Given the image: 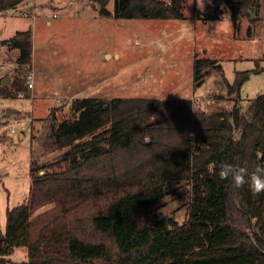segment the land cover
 I'll use <instances>...</instances> for the list:
<instances>
[{"label": "trees", "instance_id": "1", "mask_svg": "<svg viewBox=\"0 0 264 264\" xmlns=\"http://www.w3.org/2000/svg\"><path fill=\"white\" fill-rule=\"evenodd\" d=\"M24 1L0 0V12ZM184 1L93 4L102 18L184 20ZM212 3L211 12L195 18L220 21L229 11L237 25L243 18L256 22L264 11V0ZM1 44L18 55L15 82L11 89L0 83V91L27 93L32 30ZM193 68L196 88L213 73L222 77L236 96L232 109H200L192 99L72 102V116L49 135L64 152L55 162L33 163L29 202L7 211L5 231L0 225V264L21 247L28 264H264V193L254 195L247 184L237 189L219 175L221 164L249 174L264 165V94L247 107L238 103L244 83L261 70L236 72L231 83L218 60L196 57ZM172 187L187 196L189 220L182 224L154 210ZM100 202L86 221L81 211ZM49 203L53 210L31 218Z\"/></svg>", "mask_w": 264, "mask_h": 264}, {"label": "rangeland", "instance_id": "2", "mask_svg": "<svg viewBox=\"0 0 264 264\" xmlns=\"http://www.w3.org/2000/svg\"><path fill=\"white\" fill-rule=\"evenodd\" d=\"M108 8L113 9V2ZM212 8V0H185L184 20H118L100 17L93 0H26L16 9L1 13V86L12 88L18 55L17 50H9L1 41L28 29L33 32L34 51L32 70L27 76H33L36 86L27 93L11 96L0 91V225L3 231L7 211L30 200L33 163L55 162L64 152L53 147L49 135L52 126L72 116L71 105L75 99H192L200 109L233 108L235 95L224 97L220 90L215 92L213 86L206 90L193 86L195 57H212L222 51L218 61L231 82L236 72L256 68L248 46L237 52L239 43L231 38L235 32L231 12L227 11L220 21L198 19L195 25V14L209 13ZM260 17L264 20L263 10ZM263 20L258 23H264ZM157 40L165 43L166 52L161 53L156 47ZM256 49L258 54V47ZM230 54L242 55L248 61L233 63ZM260 57L263 58V54ZM260 64L264 67V61ZM126 66L128 72L120 78L119 70ZM262 71L252 75L242 86V100L238 103L244 107L250 99L264 94V69ZM5 78L9 82L4 85ZM95 83H98L97 88H92ZM8 109H13L14 113L7 115ZM44 173V170L40 172ZM170 190V195L154 207L155 213L173 217L182 224L189 220L187 196L175 192L174 187ZM103 204L90 205L81 212L86 218ZM54 207V203L44 205L31 218L50 212ZM6 260L7 264H28L27 249L15 248Z\"/></svg>", "mask_w": 264, "mask_h": 264}, {"label": "crops", "instance_id": "3", "mask_svg": "<svg viewBox=\"0 0 264 264\" xmlns=\"http://www.w3.org/2000/svg\"><path fill=\"white\" fill-rule=\"evenodd\" d=\"M165 1H167L168 3L170 2V0H165ZM8 11H10V10L4 11V13L5 12L7 13ZM9 17H11V16H9ZM193 18H195V17H193ZM197 20L198 19H196V18L193 19L195 25H196ZM262 20L263 19H261V17L259 16V19L256 22L250 21L247 18H243L241 20V22H239L237 25L234 22H232L233 25H234V30H235L234 33L235 34L234 33H232L233 35L231 34V36H232L231 38H233V41L239 43V45H237V48H236L238 54H239V51H238L239 48L242 49V48L248 46L250 48V50H252L254 59H253V57H250V59H251V61L252 60L255 61L256 68L261 70L260 71L261 73L263 72L262 70L264 69L263 65L260 64L262 61H264V23H258V22H260ZM195 28H196V26H195ZM32 35H33V32H32ZM9 39H3L1 42L5 41V40H9ZM234 44H236V43H234ZM256 47H258V49H259V53L258 54H257ZM33 51H34V38H33ZM222 53L223 52L220 51L219 55L214 54V55H212V57H207L206 59L221 60L220 56H221ZM262 54H263V58L260 57V56H262ZM110 56L112 57V55H110ZM230 56H231V62H233V63H240L243 60H245V61L247 60L248 61V58H244L242 55H236V54L235 55H233V54L231 55L230 54ZM205 57H206V55H204L203 58H205ZM117 58H120L119 54H117ZM193 64H194V62H193ZM127 72H128V67L127 66L124 67V68L122 67L119 70L120 78H122L123 75H125ZM193 73H194V71H193ZM261 73H259V74H261ZM254 75H256V74H254ZM210 83H212L213 85H211ZM121 84H122V82H121ZM121 84H120V87L122 89L123 86H121ZM97 86H98V83H95L91 87L92 88H94V87L97 88ZM193 86H194V84H193ZM212 86L215 88V92L220 90L224 97H226V95L228 94L227 86L225 85V82L222 80V77L218 73H213L211 76L207 77L205 82H204V84L201 87L202 88L204 87V89L206 90L207 88H211ZM35 87L36 86H35V82H34V79H33V88H31V89L34 90ZM205 93L208 94L207 91H205ZM102 98L113 99V98H118V97H101V98H96V99H102ZM123 99H126V98H123ZM128 99H133V98H128ZM136 99H139V98H136ZM145 99H161V98H145ZM165 99H167V98H165Z\"/></svg>", "mask_w": 264, "mask_h": 264}, {"label": "clouds", "instance_id": "4", "mask_svg": "<svg viewBox=\"0 0 264 264\" xmlns=\"http://www.w3.org/2000/svg\"><path fill=\"white\" fill-rule=\"evenodd\" d=\"M156 47L164 53L167 46L162 40L155 41ZM219 175L222 178H231L235 188H242L245 184L254 195L264 193V165H257L255 170L248 173L244 167H237L231 164H221Z\"/></svg>", "mask_w": 264, "mask_h": 264}, {"label": "water", "instance_id": "5", "mask_svg": "<svg viewBox=\"0 0 264 264\" xmlns=\"http://www.w3.org/2000/svg\"><path fill=\"white\" fill-rule=\"evenodd\" d=\"M253 9L249 10V12H252ZM255 18V15L252 14V19ZM9 81H8V78H5V80L3 81V84H7ZM14 113V110L13 109H8L7 110V115H12Z\"/></svg>", "mask_w": 264, "mask_h": 264}, {"label": "built area", "instance_id": "6", "mask_svg": "<svg viewBox=\"0 0 264 264\" xmlns=\"http://www.w3.org/2000/svg\"><path fill=\"white\" fill-rule=\"evenodd\" d=\"M1 13L2 12H0V16H1ZM29 87L30 88H33V76H30V78H29ZM6 121V120H5ZM8 121V120H7ZM12 132H15V130L14 129H12Z\"/></svg>", "mask_w": 264, "mask_h": 264}]
</instances>
